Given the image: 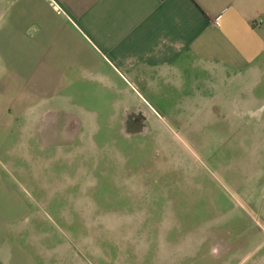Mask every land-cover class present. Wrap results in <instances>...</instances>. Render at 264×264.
<instances>
[{"label":"rangeland","instance_id":"rangeland-1","mask_svg":"<svg viewBox=\"0 0 264 264\" xmlns=\"http://www.w3.org/2000/svg\"><path fill=\"white\" fill-rule=\"evenodd\" d=\"M83 78L45 121L0 102V264H264V119L133 133L118 91ZM143 225L161 232L108 230ZM192 245L195 262L161 257Z\"/></svg>","mask_w":264,"mask_h":264},{"label":"crops","instance_id":"crops-1","mask_svg":"<svg viewBox=\"0 0 264 264\" xmlns=\"http://www.w3.org/2000/svg\"><path fill=\"white\" fill-rule=\"evenodd\" d=\"M0 73L4 122H30L36 107L33 121H45L57 100H74L68 91L83 75L118 91L125 115L139 108L148 122H218L221 130L223 122L259 121L264 0H0ZM145 249L138 245L137 257ZM199 249L160 256L195 262ZM219 255L205 256L228 264Z\"/></svg>","mask_w":264,"mask_h":264},{"label":"flooded vegetation","instance_id":"flooded-vegetation-1","mask_svg":"<svg viewBox=\"0 0 264 264\" xmlns=\"http://www.w3.org/2000/svg\"><path fill=\"white\" fill-rule=\"evenodd\" d=\"M126 117L127 119L124 122H128L130 125L132 123L134 126L138 127L139 132L133 131V133H142V131H144L145 128L143 129L144 125L142 124L147 122L144 120L145 117L143 112L140 111L139 108L133 109L130 113L126 114Z\"/></svg>","mask_w":264,"mask_h":264}]
</instances>
